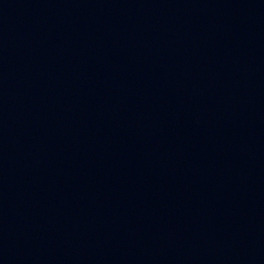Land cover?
Listing matches in <instances>:
<instances>
[{
  "label": "water",
  "instance_id": "water-1",
  "mask_svg": "<svg viewBox=\"0 0 264 264\" xmlns=\"http://www.w3.org/2000/svg\"><path fill=\"white\" fill-rule=\"evenodd\" d=\"M0 264H264V0H0Z\"/></svg>",
  "mask_w": 264,
  "mask_h": 264
}]
</instances>
